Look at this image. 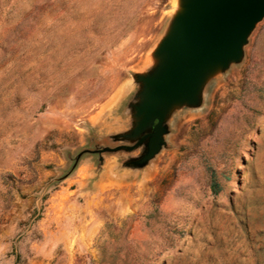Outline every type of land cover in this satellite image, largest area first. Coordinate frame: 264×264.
<instances>
[{
  "label": "rangeland",
  "instance_id": "374dc122",
  "mask_svg": "<svg viewBox=\"0 0 264 264\" xmlns=\"http://www.w3.org/2000/svg\"><path fill=\"white\" fill-rule=\"evenodd\" d=\"M172 2L0 0V264H264V18L145 164L102 150L154 130Z\"/></svg>",
  "mask_w": 264,
  "mask_h": 264
},
{
  "label": "water",
  "instance_id": "95a60500",
  "mask_svg": "<svg viewBox=\"0 0 264 264\" xmlns=\"http://www.w3.org/2000/svg\"><path fill=\"white\" fill-rule=\"evenodd\" d=\"M264 18V0H179V8L154 51L153 70L138 74L143 83L136 106L138 130L154 125L160 148L165 117L174 106L194 105L206 79L243 56L244 45Z\"/></svg>",
  "mask_w": 264,
  "mask_h": 264
},
{
  "label": "flooded vegetation",
  "instance_id": "af4514ba",
  "mask_svg": "<svg viewBox=\"0 0 264 264\" xmlns=\"http://www.w3.org/2000/svg\"><path fill=\"white\" fill-rule=\"evenodd\" d=\"M155 130L151 132H143L140 134L137 140H135L131 144H119L115 147H104L102 150L104 151H123L128 155L125 157L123 161H121V165L125 168H132L136 166H141L145 164V162L149 159V156L153 152L155 147ZM141 147H145V151L141 155H136L134 152ZM105 158H103V164H105Z\"/></svg>",
  "mask_w": 264,
  "mask_h": 264
},
{
  "label": "bare ground",
  "instance_id": "6f19581e",
  "mask_svg": "<svg viewBox=\"0 0 264 264\" xmlns=\"http://www.w3.org/2000/svg\"><path fill=\"white\" fill-rule=\"evenodd\" d=\"M173 10H177L179 8V0H172ZM146 59V58H145ZM149 61V60H148ZM147 61V62H148ZM145 62V61H144ZM146 64V63H145ZM121 94V93H120ZM104 102V101H103ZM102 104V103H101ZM106 109V108H105ZM95 115V114H94ZM83 169V168H82Z\"/></svg>",
  "mask_w": 264,
  "mask_h": 264
}]
</instances>
